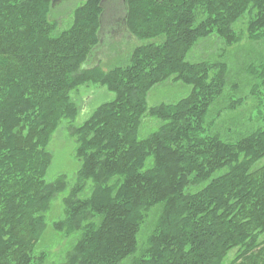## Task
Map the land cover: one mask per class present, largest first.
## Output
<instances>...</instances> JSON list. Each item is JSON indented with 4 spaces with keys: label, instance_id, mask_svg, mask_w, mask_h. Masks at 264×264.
I'll list each match as a JSON object with an SVG mask.
<instances>
[{
    "label": "trees",
    "instance_id": "16d2710c",
    "mask_svg": "<svg viewBox=\"0 0 264 264\" xmlns=\"http://www.w3.org/2000/svg\"><path fill=\"white\" fill-rule=\"evenodd\" d=\"M105 2L82 0L66 25L53 0H0V264H264V123L245 125L250 96H233L241 83L264 89V57L245 60L242 78L226 59L264 44V0H125L130 36L159 41L109 70L87 66L122 22L116 5L106 30ZM209 42L225 45L220 61L194 58ZM171 82L186 96L149 107L150 91ZM83 88L114 98L71 126ZM66 121L79 162L71 186L47 180ZM58 198L65 254L43 244Z\"/></svg>",
    "mask_w": 264,
    "mask_h": 264
},
{
    "label": "rangeland",
    "instance_id": "374dc122",
    "mask_svg": "<svg viewBox=\"0 0 264 264\" xmlns=\"http://www.w3.org/2000/svg\"><path fill=\"white\" fill-rule=\"evenodd\" d=\"M64 1V0H63ZM60 2L55 9L52 10L51 15L54 19L62 20V23L66 25L71 23L72 12L74 9L82 3V0H70L65 2ZM104 5L105 15L108 16L106 22H104L105 28H111L112 23L117 22L119 10L116 9V5L123 10L122 15L120 16V21L124 20V3L125 0H106ZM115 8V9H114ZM110 17V20H109ZM125 23L120 22V27H116V32L112 34L103 35L104 43L102 44L103 48H97L92 55L88 67L100 66L105 69H113L119 66H126L129 63L131 55L134 49L142 44H147L154 41H145L139 42L130 36ZM66 27V26H65ZM105 30V31H106ZM212 48V49H211ZM219 48V50H216ZM225 48L223 42L213 43L209 42L207 44H202L194 51V58H199V56L205 55V52L208 51L207 56L213 62L220 61L221 58L218 57L222 50ZM211 49V50H210ZM264 57V44L263 43H249L245 42L243 45L238 47H233L228 49V53L226 55V59L231 61V66L235 69L236 64L238 65V77L242 78L245 76L242 74V63L246 60L248 64V60L250 61L254 58L256 60ZM100 60V61H99ZM192 61V60H191ZM249 61V62H250ZM235 72V71H234ZM233 72V73H234ZM243 92H238V95H233L237 100L240 97H247L248 101L245 102L244 108L240 116L242 117V121L245 125L248 126H259L258 124L264 123V89L260 90L259 93L255 95H250V88L248 85L242 84ZM185 90H189V88L183 85ZM182 86L175 84L174 82L165 83L162 85H158L152 91H150L148 95V105L149 107H155L161 104H173L179 101L181 98L186 96V92L184 91ZM114 95L102 88H92L90 90L83 88L82 93L78 97L75 98L76 103L80 108V114L75 122H64L63 125L57 130L54 134L53 139L48 147V150L53 155V162L50 167V170L47 175V180L52 182L59 175H65L69 185L76 182V173L78 170L77 160L74 157V143L69 136V123L71 126H78L84 123L102 104L112 100ZM232 97V99H234ZM239 116V115H237ZM238 120V118H236ZM237 123V122H236ZM237 125V124H236ZM158 127L152 128L149 132L141 131L140 138L143 139L146 136H149L151 133L156 132ZM61 199L58 198L53 202L52 208L47 214V224L48 228L44 235V246L55 248L56 245H62L61 250L59 248L54 249L55 252H67L71 248V241L67 244L63 240L60 239L59 236L54 232L53 223L57 221L59 218L63 216V206L61 204ZM62 213V214H61ZM53 251V252H54ZM54 254V253H52ZM56 255V254H55ZM55 260L52 259L47 264H54ZM57 264V263H56ZM129 264V263H127Z\"/></svg>",
    "mask_w": 264,
    "mask_h": 264
},
{
    "label": "water",
    "instance_id": "95a60500",
    "mask_svg": "<svg viewBox=\"0 0 264 264\" xmlns=\"http://www.w3.org/2000/svg\"><path fill=\"white\" fill-rule=\"evenodd\" d=\"M62 1L63 0H53L52 7H54L55 5L59 4Z\"/></svg>",
    "mask_w": 264,
    "mask_h": 264
},
{
    "label": "flooded vegetation",
    "instance_id": "af4514ba",
    "mask_svg": "<svg viewBox=\"0 0 264 264\" xmlns=\"http://www.w3.org/2000/svg\"><path fill=\"white\" fill-rule=\"evenodd\" d=\"M119 27H120V25H119ZM114 31H116V30H114Z\"/></svg>",
    "mask_w": 264,
    "mask_h": 264
}]
</instances>
